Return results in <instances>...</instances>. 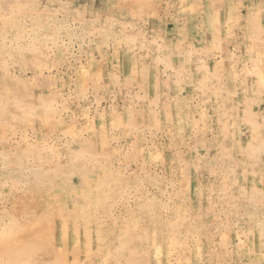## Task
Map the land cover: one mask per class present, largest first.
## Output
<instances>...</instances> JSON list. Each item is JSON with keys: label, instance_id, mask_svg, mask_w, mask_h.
<instances>
[{"label": "rangeland", "instance_id": "1", "mask_svg": "<svg viewBox=\"0 0 264 264\" xmlns=\"http://www.w3.org/2000/svg\"><path fill=\"white\" fill-rule=\"evenodd\" d=\"M0 264H264V0H0Z\"/></svg>", "mask_w": 264, "mask_h": 264}]
</instances>
